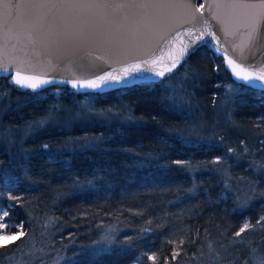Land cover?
I'll return each instance as SVG.
<instances>
[{"label":"trees","instance_id":"trees-1","mask_svg":"<svg viewBox=\"0 0 264 264\" xmlns=\"http://www.w3.org/2000/svg\"><path fill=\"white\" fill-rule=\"evenodd\" d=\"M184 63L200 74L188 106L170 102L164 84ZM174 70L86 92L136 121L65 122L14 147L0 142V208L19 232L0 244V264H132L149 253L156 264L249 261L264 241V89L235 81L207 44ZM2 94L1 126H23L53 107L73 109L84 93L0 76ZM224 97L233 121L212 128Z\"/></svg>","mask_w":264,"mask_h":264},{"label":"water","instance_id":"water-1","mask_svg":"<svg viewBox=\"0 0 264 264\" xmlns=\"http://www.w3.org/2000/svg\"><path fill=\"white\" fill-rule=\"evenodd\" d=\"M240 2L0 0V76L48 81L36 90L66 84L105 92L159 81L207 44L235 81L264 89V21L253 30L244 10L226 6ZM89 81L99 87H79Z\"/></svg>","mask_w":264,"mask_h":264},{"label":"rangeland","instance_id":"rangeland-1","mask_svg":"<svg viewBox=\"0 0 264 264\" xmlns=\"http://www.w3.org/2000/svg\"><path fill=\"white\" fill-rule=\"evenodd\" d=\"M181 67V71L176 75L172 76L176 70L172 71L171 76H167L164 79V84L168 87L169 92L167 95L170 102L182 106H188L194 102L192 100L193 89L198 84L196 78L200 74L199 70L194 65L187 66V63H184ZM2 96L4 95H0V105L2 102ZM228 100L229 97L222 98L219 104L213 109L211 114L212 121L209 124L212 128H218L219 124L226 122L231 123L233 121V117L229 110ZM75 106L76 107L73 109L69 108V106L66 108H60L57 106L53 107L47 114L23 126H1L0 124V142L8 147H14L30 133L38 130H44L57 124L61 125L65 122H89L93 120L111 121L116 119L124 122H130L137 120V118L128 110L126 106H97L94 99L91 96H88L86 92L81 95ZM0 107L2 108V106ZM41 121H43V123H40ZM196 123H198V121L192 123L190 127L193 128ZM200 124L201 123L196 124L198 125L196 128H198ZM0 222L7 223L4 220L2 212H0ZM18 234L19 232L17 231H11V229L0 227V244L14 239ZM256 250L259 255L260 253H264V241L259 243ZM132 264H156V257L154 254L149 253L146 255V258H144V256L137 257ZM256 264L262 263L260 260H256Z\"/></svg>","mask_w":264,"mask_h":264},{"label":"snow or ice","instance_id":"snow-or-ice-1","mask_svg":"<svg viewBox=\"0 0 264 264\" xmlns=\"http://www.w3.org/2000/svg\"><path fill=\"white\" fill-rule=\"evenodd\" d=\"M178 2H182V0H152V6L155 7H170V6H175L176 3ZM142 6H147V5H142ZM227 7H231V8H237V9H241L244 10L246 16L248 17L249 21L252 24L253 30H255V26L256 23L258 21H264V0H259V3H252V2H246V0H242V2L240 3H236V4H231V5H226ZM203 7V6H201ZM211 7V6H209ZM217 7H219V5H217ZM259 10V11H257ZM193 19H195V16H193ZM145 63H147V61H145ZM229 63L231 64L232 61H229ZM173 67H175V64H173ZM160 75H163V73H160ZM106 79V77L101 76L99 77L100 81H104ZM108 79H114L112 77H108ZM15 84L20 85L21 87H30L32 89L37 88L40 84H45L48 83V81L46 80H38L36 82H30L28 79H22L19 76L17 77V79L14 81ZM111 86V85H109ZM73 87H77L76 84L73 85ZM80 88H89V89H96L99 87V85L95 82L89 81L86 84L80 85ZM79 90V89H78ZM40 123H43V121H41ZM47 147V146H45ZM0 212L3 213V216H8V212L4 211L2 208H0ZM261 220H264V217L261 218ZM259 223V221H258ZM0 227L3 228H8V229H12L15 228L16 225L12 224V223H3L0 222ZM248 225L245 224L244 227L241 228V232H243L245 230V228H247ZM240 233H236V235H239ZM258 253L257 250H253L252 253L250 254L249 257V261L246 262V264H256V257H257Z\"/></svg>","mask_w":264,"mask_h":264}]
</instances>
